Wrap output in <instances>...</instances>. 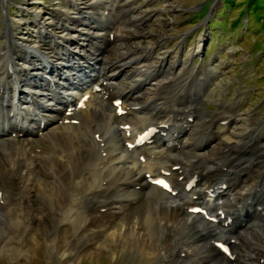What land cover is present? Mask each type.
Segmentation results:
<instances>
[{"label": "bare ground", "instance_id": "obj_1", "mask_svg": "<svg viewBox=\"0 0 264 264\" xmlns=\"http://www.w3.org/2000/svg\"><path fill=\"white\" fill-rule=\"evenodd\" d=\"M121 1L110 2L120 9L132 0ZM101 3L68 1L35 40L16 47L9 42L0 51V221L10 222L4 230L33 229L44 212L32 201L40 200L63 255L125 239L145 264H264L262 133L248 126L252 118L239 130L240 117L231 114L236 102L215 115L200 110L203 98L215 96L203 93L204 78L192 73L183 79L187 64L194 70V53L184 60L159 56L167 24L135 34L119 26L124 21L106 19L105 6L99 19L95 8ZM59 29L65 35L52 37ZM127 65L134 71L129 76ZM163 72L167 78L157 80ZM84 95L88 99L78 108ZM198 114L211 120L197 125ZM196 126L203 132L197 134ZM148 127L157 130L151 144L129 149ZM253 139L259 147L250 153ZM244 152L249 157L238 160ZM166 172L175 196L151 183ZM194 176L199 183L187 191ZM195 206L215 221L190 212ZM215 242L227 244L230 257Z\"/></svg>", "mask_w": 264, "mask_h": 264}, {"label": "rangeland", "instance_id": "obj_2", "mask_svg": "<svg viewBox=\"0 0 264 264\" xmlns=\"http://www.w3.org/2000/svg\"><path fill=\"white\" fill-rule=\"evenodd\" d=\"M68 1L72 0H0V48L3 46L0 51L9 42L16 47L25 46L30 42L29 40H35L40 30L43 28L45 31L48 30V24L52 21L51 18L55 11L66 10L63 7ZM73 1L79 2L80 0ZM81 1L98 2V0ZM101 1L99 7L95 8L99 19L102 9L100 6H105L106 19L108 18L111 23L124 21L125 23H120L119 26L129 28L130 32L135 30V34H141L147 30L152 31L167 24L165 37L159 39V56L178 59L180 57L181 60H184L185 55L188 57L189 54L194 53L195 56L192 55L193 57L189 61L190 69L194 67V70L190 71L189 64H187V70L182 75L183 79H187L192 73L196 79L204 78L202 80L204 83L203 93L215 96H212L213 99L203 98L200 110L215 115L227 110V106L235 105L231 103L236 102V107L234 110L232 109L231 114L239 115V130L244 131L245 125L252 118L248 126L253 128L254 125L255 130L262 133L261 143L264 144V0H132L130 5L120 9L119 5L110 2L111 0ZM169 3L173 4L176 9L170 7ZM114 5H117V9L114 8ZM143 11L146 13L143 14ZM134 16H137V20H133ZM69 17H74V15L71 14ZM100 21L109 23L104 20ZM42 23L45 24V27L41 25ZM110 25L108 26L111 27ZM7 26L10 27V30H6ZM62 30L59 29L55 35L51 34V36H64L65 33ZM142 37H138L139 41L143 46H148V39ZM93 45L99 47L96 43ZM182 50L184 52L182 57L181 55H172L179 54ZM199 50V54L196 55ZM128 57L131 59L132 56ZM48 61L54 63L52 60ZM89 64H93V61ZM124 67L126 69L124 73L128 76L134 73L133 70H129L132 68L131 65ZM179 67L177 66V69ZM207 72L211 74L205 78ZM125 74L122 78L126 77ZM173 74L180 75L178 70H175ZM156 78L164 80L167 76L163 72ZM221 103L225 104L223 108H221ZM210 120V118L203 119L198 114L195 124L198 122L207 123ZM195 131L197 134L203 132L197 126ZM256 131L254 133L259 134ZM210 133L211 129L207 134L210 135ZM235 133L239 134L240 132ZM247 139L245 137L243 140ZM258 142V140H254L249 143L248 152H254L259 147ZM250 153L247 155L245 152L241 153L238 160L245 161ZM32 204L34 208L38 207L44 213L47 210V204L43 201H32ZM44 213L33 229L23 225L24 232L20 233L12 230L7 232L4 228L10 225V222L5 225L0 221V264L146 263L141 254L132 250L131 241L125 239L101 246L95 245L90 250L91 252L84 251L83 255H75L71 251L63 255L60 250L58 251V248L63 245L59 243L60 235L48 231L50 223ZM6 218L8 220L9 217L6 216ZM67 228L68 226L65 224L61 226L63 231ZM97 240H101V238H97ZM89 244H91L89 240L84 243V250Z\"/></svg>", "mask_w": 264, "mask_h": 264}, {"label": "snow or ice", "instance_id": "obj_3", "mask_svg": "<svg viewBox=\"0 0 264 264\" xmlns=\"http://www.w3.org/2000/svg\"><path fill=\"white\" fill-rule=\"evenodd\" d=\"M157 183H162V181H157ZM164 187H167V185L165 184ZM196 211H198V210H196ZM224 251L227 252L228 250L225 248Z\"/></svg>", "mask_w": 264, "mask_h": 264}]
</instances>
